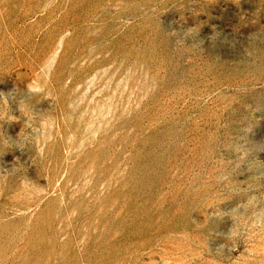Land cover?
<instances>
[{"label":"rangeland","instance_id":"obj_1","mask_svg":"<svg viewBox=\"0 0 264 264\" xmlns=\"http://www.w3.org/2000/svg\"><path fill=\"white\" fill-rule=\"evenodd\" d=\"M0 264H264V0H0Z\"/></svg>","mask_w":264,"mask_h":264}]
</instances>
